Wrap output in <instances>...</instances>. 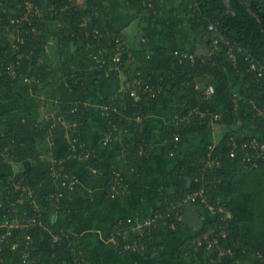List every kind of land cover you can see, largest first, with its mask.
I'll use <instances>...</instances> for the list:
<instances>
[{"label":"trees","instance_id":"1","mask_svg":"<svg viewBox=\"0 0 264 264\" xmlns=\"http://www.w3.org/2000/svg\"><path fill=\"white\" fill-rule=\"evenodd\" d=\"M25 1L18 0V9L9 7L4 1L0 2V41L4 35H9L12 36V42L17 44V34L13 30L15 24H12L11 20H15L23 13ZM31 1L41 10L40 15L34 18L32 23V27L36 29L35 33L29 35L26 43L19 45V50H15L9 40L0 49V103L13 102L16 88H23L24 94L22 97L17 96L16 103L24 97L31 106H35L33 97H27V87L23 81H26V73L28 77H33L32 67L37 63V56L42 53L51 35L54 36L59 59L68 55L70 61L60 64L55 72L48 73L47 65L39 67L37 76L32 78L33 83L44 81L49 85L51 80L58 83L59 86L54 88L51 85L53 82L50 84L49 96L51 100L56 99L68 104L66 109L62 110L65 112V120L75 124L72 136L79 144H83L86 152L90 154L84 163L88 165L87 168L94 167L98 170L99 150L92 143V111L91 106L87 104L92 94L85 71L76 60L77 56L68 53V43L72 41L75 45L85 44L88 50L93 48L92 40L85 37V30L91 31L95 27L98 30L107 27L111 33L127 40L128 38L113 27L114 20L104 3L105 0H84L86 11L81 8L74 9L76 5L69 6L68 0ZM125 1L129 6L142 10L144 17L155 21L163 16L166 5L164 0ZM183 1L186 2V6L182 19L170 10L167 18L158 21L161 34L169 40L178 39L179 32L184 26L190 29L183 48L166 49L164 46L149 50L142 47L131 50L128 48L122 58L125 67L124 89L121 88L112 96L105 97L101 101V109L96 117H93L97 119L96 124L103 134H107L114 126L116 128L113 134L117 140L107 144L108 149L118 147L114 148V152L107 160L104 195L107 197L109 181L112 180L114 172L121 173L126 180L122 187L123 193L127 191L130 179L140 181L154 156V147L151 144L153 136L160 137L163 154L168 158L171 153L182 147L183 140L188 134L205 131L214 122L222 127L225 122L229 127L226 129L222 127L220 139L214 142L215 153L222 159L221 165L209 170L207 174L201 171L207 148L212 143L182 158L173 168L172 175L186 177L187 187L173 185L159 189L160 204L150 215L181 216L184 210L183 201L203 187L211 200L221 198L227 204L231 217L225 218L221 214L217 221L204 223L191 238L190 241L193 242L188 245L190 248L177 251L179 257H183L186 252L187 254L198 252L204 264H263L253 255L256 252L264 254V180L257 178L258 170L264 174V166L262 164L258 168L250 164L245 166L239 156L231 159L227 154L232 140L241 142L252 137L264 140V0ZM66 5L68 6L65 8ZM86 13L90 15L91 20L83 27L80 24ZM62 22L63 26H58V23ZM6 29H9L10 33H4ZM197 37L200 38L202 45L210 49L208 56L195 55L194 40ZM220 37L223 40L214 45L213 39ZM59 44L62 46L58 48ZM29 51H32L33 57L28 59L23 56L16 65L18 55ZM175 51L179 52L178 55L174 54ZM181 54L193 57L190 59L182 57ZM11 65L17 72L14 79L7 71V67ZM252 65H255L257 70H253ZM59 72L65 73L66 85L62 83ZM95 73L98 81L104 82L109 79L103 73ZM136 80L161 86L162 93L154 99L141 98L135 102L125 85ZM233 83L239 85L237 99L232 89ZM209 86L214 88V94L207 97L205 91ZM138 93L141 95V89ZM165 95L170 96V113L177 120L159 124L152 120L153 107L161 105ZM122 103L125 104L124 107L121 106ZM111 104L117 107L116 112L110 109L108 112L103 110L106 107L110 108ZM74 105L77 108L72 112ZM239 105L244 111L242 117L238 112ZM215 115H219L220 119L213 121ZM240 119L245 120L247 127L236 125L237 122L241 124ZM49 130L48 122L40 125L21 107L0 111V135L7 141L10 139L14 141L11 150L13 160L30 161L26 175L19 174L17 179L28 184L35 196V199H31L21 191L12 190L5 193L2 186L8 182V178L2 177L4 181L3 185L0 184V203L2 202L3 207L0 208V226L4 225L1 216L14 218L15 220L10 221L21 223L24 217L29 219L39 215L43 224L42 227L34 226L27 230L12 229V235L4 241L6 243L0 253L2 264H87L81 238L74 235L65 236L62 227L51 220V216L56 214L72 224L82 223L83 209L72 198L77 195L86 203H90L91 197L89 191L80 183L73 192H70L59 187L57 182H53L48 161L41 158L49 150L47 147ZM65 130L62 125L57 124L52 134L67 145L64 139ZM157 130L159 134H156ZM242 130H248L249 134L241 135ZM79 153L80 150L72 152L77 158ZM64 164L69 172H73L68 162ZM51 193H59L61 197L58 201L49 199ZM169 217L161 219L160 225L148 235L152 237L153 246L173 234L174 231L169 229L171 222ZM112 226L115 228L116 224ZM122 226L119 227L125 230L126 224ZM181 226L182 222L179 220L177 230ZM128 228L127 226L125 232L127 238L121 239L119 245L139 238L138 232H129ZM222 232L225 236L220 238V248L224 251L230 249L229 254L224 252L220 255L217 250L210 253L204 245L196 249V240H202L205 235L213 239ZM55 235L62 237L61 240L54 242ZM144 241L145 244L148 242L146 238Z\"/></svg>","mask_w":264,"mask_h":264},{"label":"crops","instance_id":"2","mask_svg":"<svg viewBox=\"0 0 264 264\" xmlns=\"http://www.w3.org/2000/svg\"><path fill=\"white\" fill-rule=\"evenodd\" d=\"M1 1L5 2V0H0V2ZM104 3L109 8L110 14L113 17V27L116 31L120 32L121 34H124L126 37L128 36L127 38L130 39V43L133 44L131 47H139V44H141V40L137 41L135 40L136 38L134 39L133 37L141 35V38L146 42L147 47L152 41H154V43L159 41L160 44L158 46H164L168 49L183 48V40L182 38L180 40V37L172 41L165 38L164 36H161L158 39V20L155 21L144 17L141 12L142 10L129 6L125 0H105ZM6 4L10 6L9 3ZM154 22L157 23L154 24ZM151 25L155 28H152ZM58 26L62 27L63 22L58 23ZM140 27L141 29H139ZM127 31H129L131 35L128 34ZM11 39L12 36L4 35V38L0 41V49L4 47L8 40L11 41V44L13 45L14 42H12ZM54 39L55 38L52 35L49 38V40H52V45H54V41L57 42ZM68 44L69 46L67 50H79L80 44L75 45L72 41ZM81 45L83 44L81 43ZM60 46L62 45L59 44L58 48ZM44 51H47L45 50V47L43 48L42 53L37 56V63L34 67H32V70L36 71V73L37 70L40 69L39 67L43 68L45 61L50 59L52 61L55 60L57 62L60 60V55H58L57 53L54 58H48L49 54H45L47 52ZM74 51L72 52L74 53ZM62 58H64V56ZM49 72L51 71H48V73ZM85 74L87 84L89 85V88L91 90V83L89 82L88 74L86 72ZM113 74L117 76H114ZM113 74L111 75L114 76L113 79H111L105 84L107 89H103L104 91L102 92H104V96L102 95L103 98L101 100L107 97V94H110L113 89L117 88V86L114 87L115 84L119 85V81L121 82V79H119L118 74H116V71H114ZM26 76H28V73H26ZM120 76L122 77V74ZM120 84L122 86L121 88H123L124 83ZM20 89L21 88H16L17 92H15L14 94V97L12 99L13 102L0 103V111L8 110L14 107H21L33 118H35L37 123L43 126L45 123V119L49 116V110L45 109L44 103L34 98L33 100L35 106H31L24 97L16 103L17 96L22 97V95L24 94L23 88L21 90ZM115 90L113 91V94L116 92ZM31 96H36V94ZM100 96L95 94V97L93 101L90 102V104L87 101V104L91 106L92 111V143L94 146L98 147L99 150L98 154L100 168L98 169V172L96 174H91L90 171H88V168L86 164H84V162L83 164L85 169L83 170L82 166L80 165V162L76 158L72 159L71 157H69L68 159L66 158L65 161L63 160L64 162H68L72 166L73 173L75 174V176L78 177H76L78 183H80L87 191H89L91 197L90 203H86L82 197L77 195L73 196L72 198L75 202L79 204V206L82 207L84 212V221L80 224H72L69 221H66L64 218L55 214L51 216L52 222L68 230L77 237L81 238L86 251V255H84L87 264H204L202 257L199 255L198 252H193L192 254H187L186 252L183 257H179V255L177 254V251H180L179 249L190 248L188 247V245L190 244V242H193L190 240L198 231L197 229H194L184 223H182V226L179 227L178 230L176 229L172 235L167 237L164 241H158L159 243L154 246L151 244L152 237H139L141 243L145 245V249L139 252H123L120 249H117L119 241L127 237L126 234L123 233V235L120 236L119 239H116L115 237L112 238L114 241L113 242L111 240V234L114 228L112 225H115V223L122 218L131 217L133 219L142 220V218L150 215L160 204L158 196L159 189L163 187H170L173 185L187 187L188 179L186 177L173 176V168H175L176 164L185 156L195 152L200 148H203L208 143L214 144V142H217L220 139V133L223 130L219 131V129H217V127L215 126L216 124H212L205 131L188 134L183 140L182 147L177 152L171 153L169 155L170 157L168 158H166L163 154V143L160 137L157 135L153 136L151 144L154 147V156L149 165L147 166L145 173L141 176L140 181L137 182L135 180L130 179L126 192H122L119 197L114 199L107 198L105 197L106 195H104L105 182L107 179L108 170L107 160L111 153L114 152L115 147L108 149L107 145H104V134L99 130L98 124H96L97 119L93 118L94 116L96 117V114H98L99 110L101 109V104L100 109L97 106V103H99ZM54 102L56 103L57 100H54ZM161 106L162 105H154L153 107L152 120L154 122L156 121L154 117V112L157 109L158 111H160ZM167 111L169 113L167 115V119L162 122L163 124H167L173 120L169 107L168 110L165 109V112ZM52 130L53 128L49 130V134L47 137V147L49 149L47 154L49 153V151H55L56 156L59 157L60 152H63L61 150L59 142L62 143L64 146L66 144H64L59 138L52 134ZM156 134H159L158 130ZM0 136V141L3 140L6 142H10L9 151L11 152V150L13 149L12 145L14 141L11 139L10 141H7L6 138H4L2 135ZM68 156L69 155H67V157ZM206 157L207 153L205 154V159ZM41 158H44V156L42 155ZM29 165V160L17 162L13 160L12 156H10L9 159H7L6 161L0 163V184H2V181H4V179L2 180V177L8 178V182L4 185L2 184V188H4L5 193L7 191V188L11 187L14 181H21L17 178L19 174L26 175L29 169ZM213 168L217 167H212L211 169ZM215 201L224 203L226 207V212H224L222 216L230 219L231 213L229 208L227 207V204L223 202L221 198H217ZM199 213L202 225L211 220L217 221L218 217L211 216L209 212L203 210L202 208H199ZM223 235L224 233L221 235H215L217 245L215 249L212 250H217L221 255H223L224 252L228 253V251H230V249L224 251L220 248V238ZM139 238H135L134 240L132 239L131 241L129 240V242H134L137 240L139 241ZM144 238H146V241H148L146 244ZM5 243L6 242H0V253L3 250ZM212 251H210V253H212ZM259 255L264 254L256 252L253 256L259 259L260 262L264 264V260H262ZM0 264H2L1 259Z\"/></svg>","mask_w":264,"mask_h":264},{"label":"built area","instance_id":"3","mask_svg":"<svg viewBox=\"0 0 264 264\" xmlns=\"http://www.w3.org/2000/svg\"><path fill=\"white\" fill-rule=\"evenodd\" d=\"M69 6H75L76 8H81L86 11L87 6L85 5L84 0H68ZM67 2V3H68ZM68 5L65 6V8ZM38 15H40V9L34 5V3L31 0H26L24 3V11L23 13L16 18L15 20H11L12 24H15L14 32H16V43L12 45V47L15 50H19V45L26 43V41L29 39V35L35 33L36 29L32 27V23L34 21V18H36ZM91 17L89 14H85L82 17V23L81 26L85 27L88 22H90ZM27 25V27H25ZM212 29V27H211ZM85 37L92 40L93 48L88 50L90 61L94 65L95 72L103 73V75L106 78H109L114 71H120L124 66L122 64V58L124 54L127 53L128 47L126 45V42L123 40L121 36H118L116 34L111 33L107 27H104L102 30H98L96 27L92 28L91 31L85 30ZM223 38L220 37L213 39V44L216 45L219 41H222ZM45 50H47V46H45ZM178 51H175L174 54L178 55ZM129 55V54H128ZM26 58H32L33 54L32 51L25 52L22 55H18L17 58V64H19V61L22 59V57ZM182 57H189L192 59V55L187 54H181ZM16 68H14L13 65L7 67V71L10 74V76L14 79L17 76V72L15 71ZM253 70H257L255 65H252ZM260 74V73H259ZM27 81V79H25ZM125 88L131 92V97H133V100L139 101L141 98L147 100L149 98H156L162 93V87L161 86H155L151 85L148 82H144L142 80H136L133 83H126ZM124 89V87H123ZM141 89V95L138 93V90ZM205 94L207 97H210L214 94V88L212 86L207 87ZM125 105L124 103L121 104V106ZM124 107V106H123ZM77 106L74 105L72 107L71 111L75 112ZM117 111V107L114 104L110 105V108H104V111ZM204 115L203 113H201ZM219 115H215V118ZM177 120V118H173V120ZM139 120V118L137 119ZM183 120V119H182ZM45 122L49 123V128H54L57 124L62 125L66 129L65 133V140L67 142V147L70 150V153L76 152L80 150V153L78 155V158L88 159L90 157V154L86 152L83 144H79L76 138H73L72 134L75 132V124H70L65 120L64 117H58L56 119H45ZM116 131L115 126L112 128L111 131H109L107 134H104L103 136V143L104 145H107L111 142H115L117 140V137L114 136V132ZM9 143L6 141H0V163L6 161L11 156V152L9 151ZM229 152L227 154V157L233 159L237 156L240 157L241 161L245 165H251L253 167H258L260 164L264 166V140L257 137L247 138L242 140L241 142H236L232 140L229 143ZM207 151V157L203 161V166L201 168L202 173L207 174L209 170H211L212 167H219L222 163V159L220 156L216 155L215 153V145H209ZM53 158V157H51ZM88 166V165H87ZM50 176L53 179V182H57L59 187L62 189H65L66 191L73 192L75 187L78 184V180L73 172H69L66 169V166L64 164V161L59 159L58 157H54L50 163H48ZM91 174H96L97 169L94 167H88ZM198 178H196V182H198ZM126 180L123 177V175L119 172L113 173L112 180L109 181V187L107 189V198H117L119 195L123 192V185L125 184ZM41 186V185H40ZM12 190L13 192L21 191L22 194H26L31 199H35V196L33 194V189L28 185L25 184L24 181H14L12 186L7 188V193ZM61 197V194L59 193H51L49 195V199H55L59 200ZM35 201V200H33ZM185 201H190L192 204L198 206V208H202L203 210L209 212L211 216L220 217L221 214H223L226 209L224 203L219 201H213L211 200L207 193L205 192L204 188L194 191L191 193ZM183 201V203L185 202ZM13 204V203H12ZM3 205L0 203V208H2ZM170 216V217H169ZM166 217L170 218V225L169 229L172 231H175L177 229V222L181 221V216L177 214H153L148 216L147 218L143 220H137L133 218L126 219H120L115 224L116 227L114 228L111 236L112 238L119 239L120 236L125 234L127 232L126 228L129 227V232H138V236L146 237L150 234V232L158 227L160 225V220ZM1 218L4 221V225L1 227H4L5 229L1 231L0 236V242H4L5 240H8L9 237L12 235V229H20V230H27L34 226H40L42 227L43 224L40 221V216H34L29 219H26L25 217L22 219L23 222L21 223H15V220L9 219V218ZM125 221V223H124ZM126 228L123 230V228H120V225H125ZM119 225V226H117ZM122 226V227H123ZM223 234V232H222ZM54 237H57L56 235ZM139 238V241L134 242H125L122 245L118 244V248L123 252H139L145 249V245L141 243V240ZM124 239V238H123ZM114 242V241H113ZM116 244V243H114ZM196 249L204 245L205 249L208 251H212L215 249L217 245V241L215 237L213 239L209 238L207 235L203 237L202 240H196ZM230 251H228L229 253ZM221 255V254H220ZM259 257L264 260V255H259Z\"/></svg>","mask_w":264,"mask_h":264},{"label":"rangeland","instance_id":"4","mask_svg":"<svg viewBox=\"0 0 264 264\" xmlns=\"http://www.w3.org/2000/svg\"><path fill=\"white\" fill-rule=\"evenodd\" d=\"M18 0H5V3H9L10 4V6L9 7H12V8H15V9H18L19 8V4H18V2H17ZM164 2H166V5H165V7H164V14H163V16H161L159 19H158V21H162L163 19H165V18H167L168 16H169V11L170 10H173L174 12V14L175 15H177L178 17H180L181 19L184 17V8H185V6H186V2L185 1H183V0H164ZM157 22H154V24H156ZM159 23V22H158ZM157 23V25L159 26V24ZM158 26H157V29H158ZM151 27L152 28H155L154 26H152L151 25ZM139 29H141V27L139 28ZM7 30V29H6ZM188 30H190L189 28L187 29V26H184L183 28H182V30H181V32H179V36H180V40H181V38H182V40H183V43H185L187 40V34H190V32L188 31ZM4 33H10V31H5ZM127 33L128 34H130L129 33V31H127ZM157 33H158V39L161 37V36H163L162 34H161V32H160V30L159 31H157ZM131 35V34H130ZM192 35V34H191ZM128 37V36H127ZM130 38H132V37H130ZM135 40H137V41H140L141 42V44H139V47H142L143 49H146V50H149V49H152V48H156V47H160V46H158L159 44H160V42L158 41V42H155L154 43V41H152L149 45H148V47H147V45H146V42L141 38V35H139V36H137V37H133ZM55 40V39H54ZM123 40L126 42V45H127V47L128 48H130V50L132 49V48H136V47H131L133 44H131L130 43V39H126V38H123ZM132 40V39H131ZM170 41H172V40H170ZM195 46L197 45V44H200V45H202V43H201V41H200V38L199 37H197V38H195ZM170 43V42H169ZM46 46H47V51H44V52H47V53H45V54H49V56H48V58L49 57H52V58H54L55 56H56V49H57V44H56V42L54 41V45H52V40H47V42H46ZM87 45H85V44H83V45H81L80 44V47H79V50H69L68 51V53L70 54V55H75V56H77L76 57V60L78 61V63H79V66H80V68H82V70L84 69V71L88 74V77H89V82L91 83V94H92V98H91V100H88V103L90 104V102L91 101H93V99H94V97H95V94H97L98 96H100L99 97V103H97V106L99 107V109H100V104H101V99L103 98V96H104V92H102V91H104L103 89L105 88V89H107L106 88V86H105V84L108 82V81H110L111 79H113V77L114 76H117V75H114V76H110L109 77V79H107L106 81H104V82H101V81H98L97 80V78H96V73H95V69H94V65H93V63L90 61V58H89V53H88V49H87V47H86ZM138 47V48H139ZM166 49H168L167 47H166ZM72 51H74V53L72 52ZM194 52H195V50H194ZM53 53V54H52ZM73 53V54H72ZM210 53V52H209ZM47 56V55H46ZM65 57V59L64 58H62V57H60V60L59 61H55V60H47V61H45V63H44V67L47 65V68H46V70L47 71H54L55 72V70L58 68V67H60V64H64L66 61H70V56H68V55H66V56H64ZM75 60V59H74ZM74 68H77V67H75L74 66ZM124 68L125 67H123L120 71H116V74H118V77H119V79H121V82L119 81V85H114V87L115 86H117V88H115V89H113V91L115 90V91H117V90H119V89H121V84L120 83H124L125 82V76H124ZM64 73V72H63ZM122 74V77L120 76ZM59 75L61 76V80H62V83H64L65 85H66V83H65V73L64 74H62V73H60L59 72ZM58 75V76H59ZM37 76V73H36V71H34V74H33V77H36ZM33 77H28V76H26L25 77V79H27V81H23V83L24 84H26V87H27V97H33L34 99H38V100H40V102H42V103H44V107H45V109H47V110H49V116H48V119H56L57 120V118L58 117H64V118H66L65 117V112L62 110V109H66V106L68 105L67 103L65 104L64 102H61L60 100H57V102L55 103L54 102V100H56V99H54V100H51V97L49 96V93H50V89H51V85L53 86V88L54 87H58L59 85H58V83H56L55 81H50L49 83L51 84L52 82V84L50 85H48V82H47V84L44 82V81H40V82H38V83H36V84H34L33 83ZM115 82V81H114ZM63 84V85H64ZM113 85V84H112ZM123 85V84H122ZM89 86V85H88ZM112 87V86H111ZM113 87V88H114ZM232 89H233V92H234V94L236 95L235 96V99H237L238 98V89H239V85H237V83H233L232 84ZM113 91L110 93V94H107V96H110V95H112L113 94ZM36 94V96H31V95H35ZM103 95V96H102ZM38 97V98H37ZM170 96L169 95H165V97H164V99H163V102H162V106H161V109H160V111H158V109L154 112V117H155V119H156V121L155 122H157V123H162L163 121H165L166 119H167V115H168V111L167 112H165V109H167L168 110V107H169V110H170ZM239 108V110L240 111H238L239 112V114H240V117H242V113L244 112V111H242L241 109H242V107L239 105L238 106ZM263 117H264V113H263ZM220 119V117L218 116V117H216L213 121H217V120H219ZM215 123V122H214ZM213 123V124H214ZM239 123H241V124H238V122L236 123V125H241L242 127H247V125H246V123H245V120H242V119H240V121H239ZM212 125V124H211ZM216 127H217V129H219V131L221 130V129H223L222 127H224L225 129L227 128V127H229V126H226V123L224 122L223 123V125H222V127H221V125L220 124H216L215 125ZM250 128H254V127H252V126H249ZM65 132H66V130H65ZM241 135H247V134H249V131L247 130H242L241 132ZM65 138V137H64ZM59 145H60V147H61V150L63 151V152H60V155H59V159H61V160H64L65 161V159L67 158H69V157H71L72 159H78V161L80 162V165L82 166V168H83V170L85 169V167H84V164H83V160L84 159H80V158H77V157H74V155L73 154H71L70 153V150H69V148L67 147V145H63L62 143H60L59 142ZM64 146V147H63ZM66 147V148H65ZM118 147V146H117ZM117 147H115V149L117 148ZM64 153V154H63ZM62 155V156H61ZM67 155H69L68 157H67ZM43 156H44V160L47 162V163H50V161H52L53 160V158L54 157H57L56 156V154H54V152L53 151H49V153L47 154H43ZM51 157H53V158H51ZM98 172V171H97ZM258 172V175H257V178H260V179H263L264 180V174H262L261 173V171H257ZM77 177V176H76ZM78 178V177H77ZM248 181H249V178H248ZM248 181H246V182H248ZM75 196V195H74ZM128 218H131V217H128ZM5 228L4 227H0V232L2 231V230H4ZM62 232H64L65 233V236H67L68 235V237H69V235H74V234H72L71 232H69L68 230H66V229H64V228H62ZM57 237H53V241L54 242H56V241H59V240H61V238L62 237H60V236H58V235H56ZM74 236H76V235H74ZM111 242V241H110ZM240 264V263H239Z\"/></svg>","mask_w":264,"mask_h":264},{"label":"water","instance_id":"5","mask_svg":"<svg viewBox=\"0 0 264 264\" xmlns=\"http://www.w3.org/2000/svg\"><path fill=\"white\" fill-rule=\"evenodd\" d=\"M210 49L205 45L197 44L195 46V55L197 56H208ZM184 210L181 216V222L194 228V229H201L202 228V221L200 219V213L198 206L192 204L190 201H185Z\"/></svg>","mask_w":264,"mask_h":264}]
</instances>
